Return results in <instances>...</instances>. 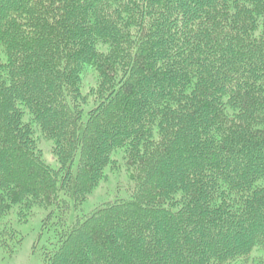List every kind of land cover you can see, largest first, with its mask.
I'll list each match as a JSON object with an SVG mask.
<instances>
[{
  "label": "trees",
  "instance_id": "obj_1",
  "mask_svg": "<svg viewBox=\"0 0 264 264\" xmlns=\"http://www.w3.org/2000/svg\"><path fill=\"white\" fill-rule=\"evenodd\" d=\"M109 173L125 196L70 221ZM36 210L43 264L264 251V0H0L4 238Z\"/></svg>",
  "mask_w": 264,
  "mask_h": 264
},
{
  "label": "rangeland",
  "instance_id": "obj_2",
  "mask_svg": "<svg viewBox=\"0 0 264 264\" xmlns=\"http://www.w3.org/2000/svg\"><path fill=\"white\" fill-rule=\"evenodd\" d=\"M37 143L42 158L49 165L57 168L58 160L53 152L51 141L43 136H38ZM124 179V174L109 173L107 178L100 182L80 207L77 209L72 207L69 220L72 221L79 215L90 214L117 197H124V192L119 193L120 182ZM46 219L47 212L42 210H36L33 216L24 223H21L17 216L13 215L7 227L15 229L17 233L12 237L6 236V238L1 234L6 221L0 224V264H43L42 250L51 238L52 230L48 228L49 224L45 223ZM261 256L264 258V251H255L243 264H254V259Z\"/></svg>",
  "mask_w": 264,
  "mask_h": 264
}]
</instances>
